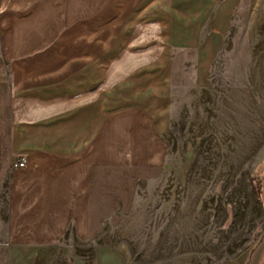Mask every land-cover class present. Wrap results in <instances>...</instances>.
<instances>
[{
  "label": "crops",
  "instance_id": "crops-1",
  "mask_svg": "<svg viewBox=\"0 0 264 264\" xmlns=\"http://www.w3.org/2000/svg\"><path fill=\"white\" fill-rule=\"evenodd\" d=\"M235 1L0 0V264H140L134 212Z\"/></svg>",
  "mask_w": 264,
  "mask_h": 264
},
{
  "label": "rangeland",
  "instance_id": "rangeland-1",
  "mask_svg": "<svg viewBox=\"0 0 264 264\" xmlns=\"http://www.w3.org/2000/svg\"><path fill=\"white\" fill-rule=\"evenodd\" d=\"M230 6L210 89L175 99L165 202L128 229L140 264H264V0Z\"/></svg>",
  "mask_w": 264,
  "mask_h": 264
},
{
  "label": "trees",
  "instance_id": "trees-1",
  "mask_svg": "<svg viewBox=\"0 0 264 264\" xmlns=\"http://www.w3.org/2000/svg\"><path fill=\"white\" fill-rule=\"evenodd\" d=\"M253 181L251 182L252 194L254 195V197H255V199H256V201L258 203V206H259L260 210L262 211L263 208H262V205H261V202H260V199H259L260 186L258 184H255Z\"/></svg>",
  "mask_w": 264,
  "mask_h": 264
},
{
  "label": "built area",
  "instance_id": "built-area-1",
  "mask_svg": "<svg viewBox=\"0 0 264 264\" xmlns=\"http://www.w3.org/2000/svg\"><path fill=\"white\" fill-rule=\"evenodd\" d=\"M24 164H25V160H24V159H21V160L18 161V162H14V163L12 164V166H13L14 168H22V167L24 166Z\"/></svg>",
  "mask_w": 264,
  "mask_h": 264
}]
</instances>
